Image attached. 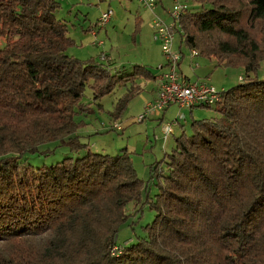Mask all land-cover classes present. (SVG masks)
<instances>
[{
  "label": "trees",
  "instance_id": "obj_1",
  "mask_svg": "<svg viewBox=\"0 0 264 264\" xmlns=\"http://www.w3.org/2000/svg\"><path fill=\"white\" fill-rule=\"evenodd\" d=\"M195 1L179 20L182 42L217 66H244L245 83L196 106L220 117L176 137L166 169L153 168L154 221L117 245L144 184L128 155L88 150L41 168L24 156L50 142L86 147L73 135L87 86L100 100L154 76L69 55L58 0H0V242L12 243L0 264H264V48L252 35L264 0ZM139 91L133 84L115 117Z\"/></svg>",
  "mask_w": 264,
  "mask_h": 264
},
{
  "label": "rangeland",
  "instance_id": "obj_2",
  "mask_svg": "<svg viewBox=\"0 0 264 264\" xmlns=\"http://www.w3.org/2000/svg\"><path fill=\"white\" fill-rule=\"evenodd\" d=\"M58 1L60 7L56 17L67 25L68 34L75 41L68 54L85 62L94 59L98 63L110 64L113 71L123 70V75L131 74L135 66H144L152 75L159 74L160 67L165 65L166 56L161 44L155 39V21L173 24L172 12L177 3L187 5L192 11L201 8L195 0H156L154 10L145 7L140 0ZM109 10L114 15L108 25L102 28L99 20ZM181 35L179 29L171 51L172 54L183 55L177 67L182 79L188 78L191 83H208L217 92L245 83L242 82L246 77L244 66H217L214 59L200 55L191 58L192 50L182 42ZM252 35L264 48L263 22L252 27ZM263 78L261 70L257 79ZM133 84L140 88L139 93L115 117L116 106ZM156 89L157 84L152 76L137 75L133 82L118 85L111 94L94 100L93 91L87 86L81 103L88 105L89 109L74 117L77 129L73 135L79 144L86 147L72 150L68 143L50 142L41 145L39 153L24 156L30 165L41 168L62 162L65 158L83 157L88 150L111 156L121 153L128 155L136 176L144 184L137 205H128L127 211L131 217L121 228L117 245L136 239L142 234L141 228L154 221L156 213L146 202L154 201L158 193L153 168L161 163L156 167L166 169V155L175 147L176 137L183 131L190 134L193 120L220 117L214 107L182 109L175 104L164 112H146L147 105L155 100ZM169 124L174 134L165 140L164 127ZM115 125H120L121 130L115 129ZM36 241L43 244L41 238ZM10 244L8 241L0 242V258L10 251Z\"/></svg>",
  "mask_w": 264,
  "mask_h": 264
},
{
  "label": "built area",
  "instance_id": "obj_3",
  "mask_svg": "<svg viewBox=\"0 0 264 264\" xmlns=\"http://www.w3.org/2000/svg\"><path fill=\"white\" fill-rule=\"evenodd\" d=\"M145 7L154 10L156 0H140ZM189 7L185 4H176L172 15L174 23L164 24L158 20L154 23L155 39L161 44L162 51L166 56L165 65L160 67V74L157 76L158 92L156 99L147 105L146 112H164L171 105H178L184 109L186 107L194 108L196 106H215L221 100V92H217L212 86L205 82L191 83L186 78H181L177 72L179 62L182 60V54H172L173 41L179 32V20ZM114 13L109 10L102 14L100 26L105 28L111 21ZM198 56L197 51H192V56ZM181 120V119H180ZM115 129L121 130L120 125H115ZM166 139L174 134L172 125L164 127Z\"/></svg>",
  "mask_w": 264,
  "mask_h": 264
},
{
  "label": "crops",
  "instance_id": "obj_4",
  "mask_svg": "<svg viewBox=\"0 0 264 264\" xmlns=\"http://www.w3.org/2000/svg\"><path fill=\"white\" fill-rule=\"evenodd\" d=\"M160 74V73H159ZM159 74H157V75H154L153 74V76H154V79H155V81H156V84H157V89H156V92H158V81H157V76L159 75ZM188 81H190V79H188V78H186ZM156 97H157V93L155 94V98L154 99H156Z\"/></svg>",
  "mask_w": 264,
  "mask_h": 264
}]
</instances>
